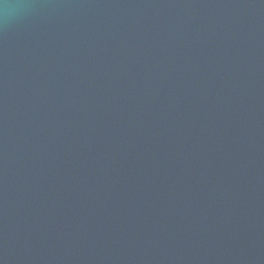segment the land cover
Here are the masks:
<instances>
[{
  "label": "water",
  "instance_id": "obj_1",
  "mask_svg": "<svg viewBox=\"0 0 264 264\" xmlns=\"http://www.w3.org/2000/svg\"><path fill=\"white\" fill-rule=\"evenodd\" d=\"M260 255L264 0H0V264Z\"/></svg>",
  "mask_w": 264,
  "mask_h": 264
}]
</instances>
